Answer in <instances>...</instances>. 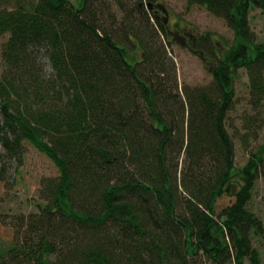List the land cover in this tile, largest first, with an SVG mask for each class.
<instances>
[{
    "label": "trees",
    "instance_id": "1",
    "mask_svg": "<svg viewBox=\"0 0 264 264\" xmlns=\"http://www.w3.org/2000/svg\"><path fill=\"white\" fill-rule=\"evenodd\" d=\"M188 2L233 31L227 46L192 37L211 80L191 88L167 56L157 0H0V145L21 158L28 141L58 168L37 210L15 218L0 264H264L248 207L264 145L236 166L226 123L240 68L249 104L264 99V40L248 19L264 0ZM224 193L234 201L215 214Z\"/></svg>",
    "mask_w": 264,
    "mask_h": 264
},
{
    "label": "rangeland",
    "instance_id": "2",
    "mask_svg": "<svg viewBox=\"0 0 264 264\" xmlns=\"http://www.w3.org/2000/svg\"><path fill=\"white\" fill-rule=\"evenodd\" d=\"M71 1L77 4L78 0ZM157 2L168 10L166 19L163 11L160 10L157 12L158 18L162 21L167 20V27L177 32V35L172 38L168 33L170 43L166 44V50L168 58L170 60L172 58L171 61L175 65L179 85L191 88L208 84L211 74L206 70L201 58L194 52V45H198L197 41L188 39V43H183L182 35L192 33V36L200 38V35L208 32L212 35L211 44L227 46L232 42L233 31L222 17L212 14L201 4H189L188 0H157ZM110 7L111 12L120 19L122 14L120 11L117 12V5L111 2ZM248 19L257 40H264L262 9L252 6ZM117 26L119 25L116 24ZM5 37L6 35L0 37V44ZM205 48L204 44V50ZM1 69L0 62V71ZM234 88L235 100L232 109L228 112L226 123L234 139L235 165L242 166L251 151L264 145V99L261 100V106L258 109L249 104L248 77L243 68H240L234 77ZM247 117L249 120L253 119L249 130L243 119ZM4 152L0 145V165H4L3 178L0 176V246L8 244L15 235V218L19 214L37 210L35 204L39 200L37 190L42 186L43 179L58 175V168L50 157L28 141H24V153L21 158L12 155L6 157ZM232 201L234 197L227 193L219 196L215 202V214ZM248 207L260 217L264 226L263 175H260L255 182ZM251 240L264 262V237H252Z\"/></svg>",
    "mask_w": 264,
    "mask_h": 264
},
{
    "label": "flooded vegetation",
    "instance_id": "3",
    "mask_svg": "<svg viewBox=\"0 0 264 264\" xmlns=\"http://www.w3.org/2000/svg\"><path fill=\"white\" fill-rule=\"evenodd\" d=\"M155 6L156 7H154V12H155V14L158 16V14H157V12H159V10L160 11H163V13H164V18L166 19L167 17H168V10L167 9H165V7L162 5V4H159V2H157L156 4H155ZM159 17V16H158ZM164 19V20H165ZM165 22V23H164ZM166 22H167V20H165V21H163V24H164V27L166 28V30L170 33V35L171 36H176L177 34V32H175V31H173V30H171V29H169L168 27H167V25H166ZM193 34L192 33H190L189 35L188 34H184V35H182V40H183V43H188V39H189V41L191 40V38L193 37L192 36Z\"/></svg>",
    "mask_w": 264,
    "mask_h": 264
},
{
    "label": "clouds",
    "instance_id": "4",
    "mask_svg": "<svg viewBox=\"0 0 264 264\" xmlns=\"http://www.w3.org/2000/svg\"><path fill=\"white\" fill-rule=\"evenodd\" d=\"M38 60H39V62L42 63V65H43V67H44V69L46 71V74L50 75L49 70L52 69L51 60H50L49 56L44 54L43 49L40 50V54L38 56Z\"/></svg>",
    "mask_w": 264,
    "mask_h": 264
},
{
    "label": "water",
    "instance_id": "5",
    "mask_svg": "<svg viewBox=\"0 0 264 264\" xmlns=\"http://www.w3.org/2000/svg\"><path fill=\"white\" fill-rule=\"evenodd\" d=\"M149 6H151V5H149Z\"/></svg>",
    "mask_w": 264,
    "mask_h": 264
}]
</instances>
